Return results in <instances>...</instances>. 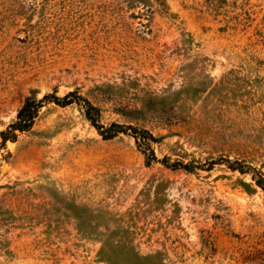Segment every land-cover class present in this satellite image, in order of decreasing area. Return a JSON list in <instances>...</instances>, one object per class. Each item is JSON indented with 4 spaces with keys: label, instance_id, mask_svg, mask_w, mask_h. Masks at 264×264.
<instances>
[{
    "label": "rangeland",
    "instance_id": "374dc122",
    "mask_svg": "<svg viewBox=\"0 0 264 264\" xmlns=\"http://www.w3.org/2000/svg\"><path fill=\"white\" fill-rule=\"evenodd\" d=\"M72 91L153 140L45 100L0 149V264H264V0H0V131Z\"/></svg>",
    "mask_w": 264,
    "mask_h": 264
},
{
    "label": "trees",
    "instance_id": "16d2710c",
    "mask_svg": "<svg viewBox=\"0 0 264 264\" xmlns=\"http://www.w3.org/2000/svg\"><path fill=\"white\" fill-rule=\"evenodd\" d=\"M48 98H52L55 103L66 105L72 102V99L76 102H83L84 104V115L85 118L92 124L95 129L100 132L104 139H108L113 137L118 131H124L130 130L133 134V137L135 140L142 139L145 141L146 145H148V141H152L153 137L151 136L148 131L144 129H137L134 127H122L121 125L111 123L107 128H104L102 125H100L96 120V115L98 114V109L91 105L86 99L80 97L76 94V92L72 91L67 94H65L63 97H56L54 95H44L41 99L36 100L35 98H25L22 105L16 112V116L14 120H12L10 123H8L3 130L0 131V149L4 148L6 141L14 142L16 140V137L18 133H23L25 131H28L36 119L39 108L41 107V104L47 100ZM149 149V148H148ZM156 160V157L151 149H149V153L146 156V161ZM161 162H164L166 164L165 157L161 160ZM227 164L228 161L226 160ZM184 168H190L191 165H183ZM232 170H238L240 173H245L246 169H250L248 166H244L243 164H240L238 161H234L232 163ZM246 168V169H245ZM252 180L254 181V184L258 186L262 191L264 192V183L263 180L260 178L252 177ZM246 187H248L247 184H245Z\"/></svg>",
    "mask_w": 264,
    "mask_h": 264
}]
</instances>
